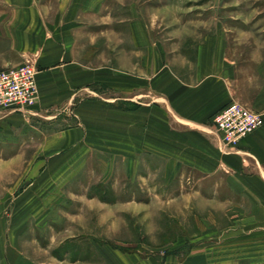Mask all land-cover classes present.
<instances>
[{
    "label": "crops",
    "instance_id": "1",
    "mask_svg": "<svg viewBox=\"0 0 264 264\" xmlns=\"http://www.w3.org/2000/svg\"><path fill=\"white\" fill-rule=\"evenodd\" d=\"M110 4L0 0V71L31 63L37 69V112L58 116L72 105L73 115L79 116L77 125L48 136L59 148L48 164L62 169L70 161L66 154L84 145L115 148L136 158L148 155L167 164L180 158L182 168L197 172L198 196L210 191L216 197L214 211L221 217L212 223L215 230L207 232L211 223L199 214L197 249L164 264H264V66L258 90L247 93L251 90L233 79L232 61L215 34L198 44L194 74L183 77L163 60L162 48L136 14L127 22L125 13L113 11ZM131 98L137 106L127 108ZM231 100L261 114L263 125L237 151L225 154L211 122ZM29 121L0 111V142L22 135ZM23 158L29 166L17 180L29 175L33 163ZM4 164L0 180L8 182L0 195L9 196L15 190L14 168L9 160ZM61 173L47 168L39 178L55 181L63 178ZM211 177L219 180L212 191L202 182ZM0 264L24 263L10 255L0 257Z\"/></svg>",
    "mask_w": 264,
    "mask_h": 264
},
{
    "label": "rangeland",
    "instance_id": "2",
    "mask_svg": "<svg viewBox=\"0 0 264 264\" xmlns=\"http://www.w3.org/2000/svg\"><path fill=\"white\" fill-rule=\"evenodd\" d=\"M109 2L113 11L125 13L127 22L136 14L162 48L163 60L183 77L194 74L198 44L220 34L233 79L251 90L247 93L258 90L264 66V0ZM134 99L126 101L127 108L137 106ZM72 108L58 116H43L34 108L24 133L0 142V166L9 160L15 176L14 194L0 195V257L15 255L24 264H164L196 250L199 214L211 223L207 232L215 230L212 223L221 215L214 211L216 197L210 191L198 196L197 172L182 168L180 158L167 164L89 144L66 154L70 161L62 169L48 164L59 151L48 136L79 121ZM23 157L33 163L29 175L17 180L29 166L21 162ZM47 168L63 172V178L41 180ZM216 180L203 179V186L212 191ZM7 182L0 180V188ZM30 185L35 186L24 194Z\"/></svg>",
    "mask_w": 264,
    "mask_h": 264
},
{
    "label": "built area",
    "instance_id": "3",
    "mask_svg": "<svg viewBox=\"0 0 264 264\" xmlns=\"http://www.w3.org/2000/svg\"><path fill=\"white\" fill-rule=\"evenodd\" d=\"M37 71L31 63L0 71V111L19 114L25 119L35 115L38 104ZM263 125L262 115L236 100L215 114L211 126L219 136L222 153L237 151L239 145Z\"/></svg>",
    "mask_w": 264,
    "mask_h": 264
}]
</instances>
